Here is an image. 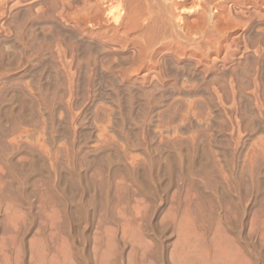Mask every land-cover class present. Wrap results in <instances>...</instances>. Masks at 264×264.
Masks as SVG:
<instances>
[{
    "label": "rangeland",
    "instance_id": "374dc122",
    "mask_svg": "<svg viewBox=\"0 0 264 264\" xmlns=\"http://www.w3.org/2000/svg\"><path fill=\"white\" fill-rule=\"evenodd\" d=\"M182 2L0 0V264H264V0Z\"/></svg>",
    "mask_w": 264,
    "mask_h": 264
},
{
    "label": "bare ground",
    "instance_id": "6f19581e",
    "mask_svg": "<svg viewBox=\"0 0 264 264\" xmlns=\"http://www.w3.org/2000/svg\"><path fill=\"white\" fill-rule=\"evenodd\" d=\"M86 1V0H85ZM89 1V11H90V16H89V19H90V21L91 22H98V20H99V18L101 19V20H103L101 17L103 16L104 17V15H106V18L108 17V21H110V23L112 22L115 26H116V28H117V30H122V31H124L123 33L125 34V32H129V31H132V30H135V29H137V27L139 26V25H141L142 24V22H141V20L143 19V20H149V19H152V21H156V18L158 17V16H155V12L157 11L156 9H158V10H161V11H168V10H172V8L174 9H177V8H179V10L182 12V10H184L187 6H186V4L187 3H189L190 2V4H191V2H192V5L188 8L191 12H196V11H198V10H201V11H204V9H205V6H207V5H216V4H214V3H220V2H216L217 0H96V2L95 1H93V0H88ZM184 2V3H186V4H184L186 7H184V6H181L182 4H181V2ZM242 1V0H241ZM103 3V6H99V4L98 3ZM182 2V3H183ZM244 2V1H243ZM88 3V2H87ZM181 4V5H180ZM221 4V3H220ZM85 5H87V4H85ZM87 5V6H88ZM225 5V4H224ZM223 4H221V8H222V6L223 7H225ZM208 6V7H209ZM218 6V5H217ZM103 7V8H102ZM210 8H211V6H210ZM213 8H215V7H213ZM217 8H219V7H217ZM209 9V8H208ZM226 9V8H225ZM170 10V11H171ZM185 10H187V9H185ZM221 10V9H220ZM222 10H224L223 8H222ZM170 11H169V13H170ZM173 11H175V10H173ZM177 11V10H176ZM211 11V10H210ZM178 12V11H177ZM199 12V11H198ZM204 12H206V10L204 11ZM168 13V12H167ZM174 13H176V12H174ZM201 13V12H200ZM226 13H227V11H226ZM88 14V15H89ZM100 14H104V15H101V17H100ZM161 14V13H160ZM166 14V13H165ZM171 14H173V13H171ZM203 14H205V13H203ZM207 14V13H206ZM212 14V13H211ZM222 14V13H221ZM223 14H225V12H223ZM223 14H222V16H223ZM163 15V14H162ZM169 15V14H168ZM175 15V14H174ZM177 15V14H176ZM183 15V14H182ZM160 16V15H159ZM165 16V15H164ZM172 16V15H171ZM226 16V15H225ZM87 17V16H86ZM162 17V16H161ZM169 17H170V15H169ZM176 17V16H175ZM181 17V16H180ZM193 17V16H192ZM227 17H228V15H227ZM230 17H232V16H230ZM159 18V17H158ZM173 18H174V16H173ZM198 18H200V17H198ZM198 18H196V20L198 19ZM163 18H161L160 20H162ZM178 19V18H177ZM184 19H185V17H184ZM183 19V20H184ZM188 19V18H187ZM215 19H217V18H215ZM214 19V20H215ZM222 20H223V18H221ZM226 19V18H225ZM229 19V18H228ZM101 20H100V22H101ZM174 20H175V18H174ZM182 20V21H183ZM200 19H198L197 21H199ZM105 21H107V20H105ZM151 21V20H150ZM150 21H148V22H150ZM151 21V22H152ZM170 21V20H169ZM177 21V20H176ZM180 21V20H179ZM191 21H195V19L193 20H191ZM216 21V20H215ZM220 21V20H219ZM234 21V20H233ZM89 22V21H88ZM140 22H141V24H140ZM159 22V21H158ZM157 22V23H158ZM175 22V21H174ZM178 22V21H177ZM236 22V21H235ZM99 23V22H98ZM98 23H95V24H97L98 25ZM102 23V22H101ZM168 23V22H167ZM172 23V22H171ZM179 23V22H178ZM181 23V22H180ZM195 23V22H194ZM202 23V22H201ZM226 23H228V22H226ZM92 24V23H91ZM94 24V25H95ZM152 24V23H151ZM154 24V23H153ZM159 24V23H158ZM158 24H156V25H158ZM175 24V23H174ZM185 24V23H184ZM187 24V23H186ZM191 24V23H190ZM193 24V23H192ZM198 24V23H197ZM196 24V25H197ZM219 24V23H218ZM218 24H217V26H218ZM96 25V26H97ZM170 25V24H169ZM229 25V24H228ZM93 26V25H92ZM142 26H144V25H142ZM141 26V27H142ZM149 26V25H148ZM147 26V27H148ZM155 27V24L154 25H151L150 27L151 28H154ZM177 26V25H176ZM194 26V25H193ZM192 26V27H193ZM198 26V25H197ZM196 26V27H197ZM201 26V25H200ZM221 26V25H220ZM140 27V26H139ZM145 27V26H144ZM178 27H179V25H178ZM178 27H177V29H178ZM196 27H194L195 29H196ZM215 27V26H214ZM223 27V26H222ZM226 27V26H225ZM111 28V27H110ZM113 28V27H112ZM143 28V27H142ZM157 28H158V26H157ZM156 28V29H157ZM181 28V27H180ZM186 28V27H185ZM204 28V27H203ZM114 29V28H113ZM147 29V28H146ZM149 29V28H148ZM155 29V30H156ZM190 29H192V28H190ZM197 29H199V28H197ZM215 29V28H214ZM220 29V28H219ZM226 29V28H225ZM139 30H141V29H139ZM154 30V29H153ZM187 30H188V28H187ZM217 30V29H216ZM115 31V30H114ZM146 31V30H145ZM191 31H194L195 32V30H191ZM198 31V30H197ZM118 33V32H117ZM139 33V32H138ZM158 33V32H157ZM190 33V32H189ZM147 34H148V32H147ZM151 34H152V32H151ZM192 34V33H191ZM190 34V35H191ZM121 35V34H120ZM127 35V34H126ZM125 35V36H126ZM143 35H144V33H143ZM148 35H150V34H148ZM139 36V35H138ZM127 37V36H126ZM142 37V36H141ZM148 37V36H147ZM146 37V38H147ZM150 37V36H149ZM148 41V40H147Z\"/></svg>",
    "mask_w": 264,
    "mask_h": 264
}]
</instances>
